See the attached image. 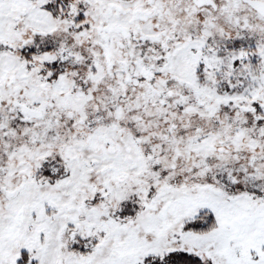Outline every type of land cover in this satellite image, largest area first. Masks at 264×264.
<instances>
[{
  "label": "snow or ice",
  "instance_id": "6c2138e0",
  "mask_svg": "<svg viewBox=\"0 0 264 264\" xmlns=\"http://www.w3.org/2000/svg\"><path fill=\"white\" fill-rule=\"evenodd\" d=\"M0 264H264V0H0Z\"/></svg>",
  "mask_w": 264,
  "mask_h": 264
}]
</instances>
